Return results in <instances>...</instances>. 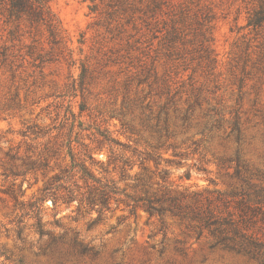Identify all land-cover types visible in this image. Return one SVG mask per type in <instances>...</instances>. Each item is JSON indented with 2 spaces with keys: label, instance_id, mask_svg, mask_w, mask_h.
<instances>
[{
  "label": "rangeland",
  "instance_id": "374dc122",
  "mask_svg": "<svg viewBox=\"0 0 264 264\" xmlns=\"http://www.w3.org/2000/svg\"><path fill=\"white\" fill-rule=\"evenodd\" d=\"M50 4L67 42L44 64L27 53L31 45L49 50L47 35L33 39L24 29L9 43L11 25L0 15V47L8 42L19 55L17 67L0 65V264H264V256L216 246L207 232L199 238L178 217L132 214L125 193L136 194L135 182L120 181L122 163H109L113 149L132 164L128 174L154 189L168 171L167 191L181 199L237 190L264 205V24L249 25L264 0ZM169 98L197 118L166 143L179 157L150 147L138 108L156 113ZM216 111L218 128L204 133V117ZM70 148L92 179L73 168ZM148 154L162 162H146L145 171ZM113 181L119 190L105 207L88 203L91 188ZM46 187L49 197L38 202Z\"/></svg>",
  "mask_w": 264,
  "mask_h": 264
},
{
  "label": "trees",
  "instance_id": "16d2710c",
  "mask_svg": "<svg viewBox=\"0 0 264 264\" xmlns=\"http://www.w3.org/2000/svg\"><path fill=\"white\" fill-rule=\"evenodd\" d=\"M0 15L4 16L8 26L11 25L9 43H12L25 33L33 37V39L38 35H47L49 50L45 51L46 48L43 47L37 53L36 45L28 46L27 56L33 59L34 62L39 61L44 64L52 62L55 54L64 55L63 45L67 42L66 37L59 18L52 10L50 0H0ZM263 24L264 5L257 12L255 18L250 20L249 25L259 28ZM24 29L26 30L25 33ZM8 42L0 47V65L13 69V67L18 66L16 63H18L19 55H17V58V56L10 53L13 45H9ZM36 43L37 40H34L33 44ZM69 55H71V52ZM86 72L87 69L84 67L81 75L82 80L85 78ZM169 103H173L175 106L173 115L170 113ZM139 105L138 108H141L145 116L144 121L149 124L152 134L151 138L154 141L150 147L156 151L165 147L167 150H173L174 157L182 156L176 152V144L167 145L166 143L170 139L177 141L178 134L184 133V130L188 131L192 122L196 121L197 118L194 114H188L190 109L184 110L183 114V109L177 107L171 98L165 104L160 103L156 113H154L150 105H145L142 102ZM189 106L192 105L189 104ZM146 112H149V114H146ZM214 115L212 117H204L205 121L200 125L204 133L208 127H210L209 131L218 128V112L216 111ZM179 122H182V124ZM180 128L183 130H180ZM130 129L133 128L130 127ZM103 136L106 142L126 147L111 139L106 133ZM189 141V138L186 137L182 140V143L185 144ZM69 153L74 160L73 168H78L84 179H92L93 177L86 165L78 161L73 148L69 149ZM110 153V164H116L117 166L118 163H122L120 181L133 180L135 182L133 188L136 194L131 196L125 193L130 201L128 206L131 207L132 214L142 210L150 217L158 216L162 220L167 217V214H170L188 222L189 227L197 229L199 238L207 232L214 240L216 246L239 255L252 256L253 258L264 256V205L259 208L253 207L252 202L249 200L251 198H247L243 194L240 195L237 190L231 193L219 192L218 194L217 192V196L212 198H202L200 194H197L198 196L195 195V197L188 199L190 197L183 194L181 199L173 196L171 191H167L168 171L160 172L164 185L157 184L159 189H154L153 184L141 175L132 177L128 174V171L133 168L129 160L122 159L116 155L113 149ZM89 159L94 161L90 155ZM141 159L140 165L145 171L148 170L145 166L146 162L153 161L157 168L162 162L161 156H154L153 154H148ZM128 167H130L129 170L127 169ZM149 179L152 181V178ZM48 189L46 187L42 191L43 197L38 202H42L46 197H49L48 193L50 192ZM118 190L117 183L114 181L111 184L104 185L101 189L91 188L87 197L88 203L91 205L100 203L105 207L111 195L117 194ZM260 191L264 192L263 189H260ZM159 192L163 193L159 195ZM50 196L53 197V203L55 204L57 202L56 195L51 194ZM38 227H42L41 219L38 221ZM260 232L263 233V236H261Z\"/></svg>",
  "mask_w": 264,
  "mask_h": 264
}]
</instances>
